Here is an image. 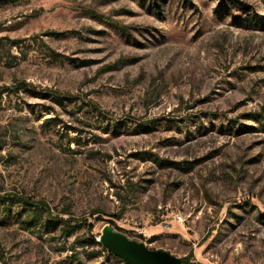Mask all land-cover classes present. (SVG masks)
<instances>
[{
    "label": "rangeland",
    "instance_id": "374dc122",
    "mask_svg": "<svg viewBox=\"0 0 264 264\" xmlns=\"http://www.w3.org/2000/svg\"><path fill=\"white\" fill-rule=\"evenodd\" d=\"M6 195L0 264H264V0H0Z\"/></svg>",
    "mask_w": 264,
    "mask_h": 264
},
{
    "label": "water",
    "instance_id": "95a60500",
    "mask_svg": "<svg viewBox=\"0 0 264 264\" xmlns=\"http://www.w3.org/2000/svg\"><path fill=\"white\" fill-rule=\"evenodd\" d=\"M113 256L128 264H182L181 258L161 249H152L104 225L97 240Z\"/></svg>",
    "mask_w": 264,
    "mask_h": 264
},
{
    "label": "trees",
    "instance_id": "16d2710c",
    "mask_svg": "<svg viewBox=\"0 0 264 264\" xmlns=\"http://www.w3.org/2000/svg\"><path fill=\"white\" fill-rule=\"evenodd\" d=\"M27 84L24 83V82H20L17 84L16 86V89H22L24 91L28 90L27 89ZM60 100V98L58 99ZM14 202H17L20 204V206L22 208H24V211H31L34 213V215H36V212L39 210V209H43L46 211V213L49 212V209L48 207H46L45 204L39 202V201H33V200H30V199H27V198H23V197H14V196H11V195H6L5 197H1L0 198V207L2 208H5V207H8V206H11L12 203ZM19 207V206H17ZM50 218V217H49ZM51 220H56L60 223H63L65 225H67V221L63 220L62 218H58V219H54V218H50ZM86 224V223H85ZM99 246H101L102 250L103 251H106L108 254L112 255L110 252L107 251V249L105 247H103L99 242L97 243ZM113 256V255H112ZM114 258H117V259H120L118 257H115L113 256ZM121 260V259H120ZM181 262L182 264H200V263H196V262H189V260L187 258H181Z\"/></svg>",
    "mask_w": 264,
    "mask_h": 264
},
{
    "label": "built area",
    "instance_id": "2783aa9c",
    "mask_svg": "<svg viewBox=\"0 0 264 264\" xmlns=\"http://www.w3.org/2000/svg\"><path fill=\"white\" fill-rule=\"evenodd\" d=\"M176 217H177V219H178L179 221H181V220H182V218H181V216H180V215H177ZM142 234H143V233H142Z\"/></svg>",
    "mask_w": 264,
    "mask_h": 264
}]
</instances>
